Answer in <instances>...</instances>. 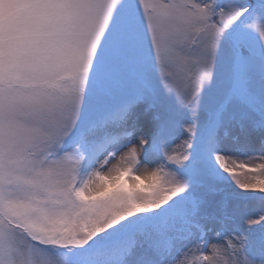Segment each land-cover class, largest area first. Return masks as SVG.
Listing matches in <instances>:
<instances>
[{
  "label": "snow or ice",
  "instance_id": "snow-or-ice-1",
  "mask_svg": "<svg viewBox=\"0 0 264 264\" xmlns=\"http://www.w3.org/2000/svg\"><path fill=\"white\" fill-rule=\"evenodd\" d=\"M0 264H264V0H0Z\"/></svg>",
  "mask_w": 264,
  "mask_h": 264
},
{
  "label": "rangeland",
  "instance_id": "rangeland-1",
  "mask_svg": "<svg viewBox=\"0 0 264 264\" xmlns=\"http://www.w3.org/2000/svg\"><path fill=\"white\" fill-rule=\"evenodd\" d=\"M181 139H182V138H181ZM180 142H181V141L178 139V140L176 141V143L173 145V147L179 149ZM241 179L247 181V180H250V179H251V176H245V175H242V176H241Z\"/></svg>",
  "mask_w": 264,
  "mask_h": 264
}]
</instances>
